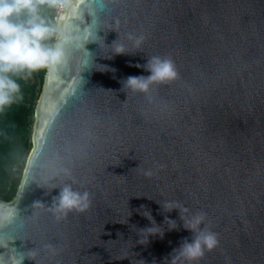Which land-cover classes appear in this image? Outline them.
Instances as JSON below:
<instances>
[{
    "label": "water",
    "instance_id": "water-1",
    "mask_svg": "<svg viewBox=\"0 0 264 264\" xmlns=\"http://www.w3.org/2000/svg\"><path fill=\"white\" fill-rule=\"evenodd\" d=\"M56 27L0 262L170 264L203 214L218 246L192 264H264V0H67ZM152 57L176 78L133 91ZM65 185L86 211L50 207Z\"/></svg>",
    "mask_w": 264,
    "mask_h": 264
},
{
    "label": "clouds",
    "instance_id": "clouds-1",
    "mask_svg": "<svg viewBox=\"0 0 264 264\" xmlns=\"http://www.w3.org/2000/svg\"><path fill=\"white\" fill-rule=\"evenodd\" d=\"M57 3L58 0H0V109L10 107L23 99L19 80L23 79L25 75L31 76L32 73L46 71L64 62L68 37L58 35L56 20L62 9L56 14ZM44 4L55 7L53 17L55 25L41 15V6ZM85 41L95 42L94 39H91V33L85 37ZM115 52L121 54L123 48L118 46ZM136 67L140 66L136 65ZM146 70L149 72L147 77H128L126 79L127 86L133 91L147 92L151 84L166 83L174 80L177 76L173 62L160 57H152L147 61ZM146 175H151V173H146ZM43 205L40 201L33 203V206L42 207ZM89 206L87 192L80 193L74 191L71 185H65L59 190L58 195L53 197L50 207L54 208L55 212L66 216L73 210L84 212ZM166 207L171 209L174 205ZM182 211L186 212L187 210L183 209ZM8 218L7 214L0 212V223L5 222ZM203 220L204 215L198 214L185 222V228L193 232L194 237L191 241L185 240L178 249L173 250L170 254V264H178V261L181 260L183 264L185 261L192 264V262L201 259L206 251L210 252L218 246L216 233L197 231ZM171 227H174V224ZM144 231L149 235H163L158 228H148ZM173 253L176 255L173 256ZM34 257V252L28 256L14 252L0 264H23L25 258L34 260Z\"/></svg>",
    "mask_w": 264,
    "mask_h": 264
},
{
    "label": "trees",
    "instance_id": "trees-1",
    "mask_svg": "<svg viewBox=\"0 0 264 264\" xmlns=\"http://www.w3.org/2000/svg\"><path fill=\"white\" fill-rule=\"evenodd\" d=\"M55 7L41 6V15L55 25ZM45 70L19 80L23 99L0 109V200L10 201L16 193L31 148L33 110Z\"/></svg>",
    "mask_w": 264,
    "mask_h": 264
},
{
    "label": "built area",
    "instance_id": "built-area-1",
    "mask_svg": "<svg viewBox=\"0 0 264 264\" xmlns=\"http://www.w3.org/2000/svg\"><path fill=\"white\" fill-rule=\"evenodd\" d=\"M67 0H58V3L56 5V14L59 13V11L62 9L64 4L66 3Z\"/></svg>",
    "mask_w": 264,
    "mask_h": 264
}]
</instances>
